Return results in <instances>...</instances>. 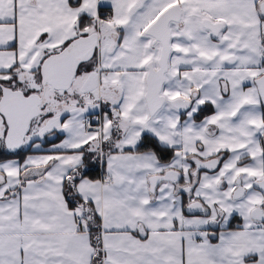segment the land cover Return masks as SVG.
Returning a JSON list of instances; mask_svg holds the SVG:
<instances>
[{"label": "snow or ice", "instance_id": "snow-or-ice-1", "mask_svg": "<svg viewBox=\"0 0 264 264\" xmlns=\"http://www.w3.org/2000/svg\"><path fill=\"white\" fill-rule=\"evenodd\" d=\"M0 264H264V0H0Z\"/></svg>", "mask_w": 264, "mask_h": 264}]
</instances>
